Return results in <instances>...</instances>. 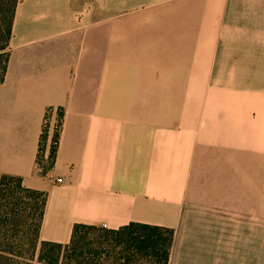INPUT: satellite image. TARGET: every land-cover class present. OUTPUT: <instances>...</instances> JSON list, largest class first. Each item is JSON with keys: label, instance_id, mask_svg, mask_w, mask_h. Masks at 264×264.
<instances>
[{"label": "crops", "instance_id": "obj_1", "mask_svg": "<svg viewBox=\"0 0 264 264\" xmlns=\"http://www.w3.org/2000/svg\"><path fill=\"white\" fill-rule=\"evenodd\" d=\"M111 3L15 8L0 82V176L45 193L38 241L67 245L76 224L156 226L173 230L170 260L188 210L264 220V0ZM162 5L173 21L157 44L130 46L99 28ZM58 109L54 160L42 173L40 136Z\"/></svg>", "mask_w": 264, "mask_h": 264}, {"label": "trees", "instance_id": "obj_2", "mask_svg": "<svg viewBox=\"0 0 264 264\" xmlns=\"http://www.w3.org/2000/svg\"><path fill=\"white\" fill-rule=\"evenodd\" d=\"M18 1L0 0V82L6 72ZM57 116L60 121L52 135L47 161L42 155L48 138L45 123L40 136L37 161L42 173L54 160L57 127L63 117L61 109L57 110ZM45 197L44 192L25 188L18 176H0V264H33L36 251V264H168L173 230L162 227L129 224L118 230H106L76 224L67 245L39 242Z\"/></svg>", "mask_w": 264, "mask_h": 264}, {"label": "rangeland", "instance_id": "obj_3", "mask_svg": "<svg viewBox=\"0 0 264 264\" xmlns=\"http://www.w3.org/2000/svg\"><path fill=\"white\" fill-rule=\"evenodd\" d=\"M136 1L127 0L128 5ZM111 2L112 5L118 4V0ZM181 17L177 13L174 19ZM144 18L149 20L143 22ZM172 21L169 10L162 5L160 9L148 8L112 18L99 28L106 32L109 30L111 37L124 36V43L130 46H147L152 42L159 43L172 27ZM111 55L114 56L112 51ZM175 98L181 100L182 97L176 95ZM132 107L135 109L140 106L135 104ZM51 121H60L57 113L54 119L48 115L45 124L49 125ZM51 132L53 135L55 131ZM174 242L168 264H264V220L260 218L191 209L186 211L184 223ZM36 257L37 251L33 264H36Z\"/></svg>", "mask_w": 264, "mask_h": 264}, {"label": "built area", "instance_id": "obj_4", "mask_svg": "<svg viewBox=\"0 0 264 264\" xmlns=\"http://www.w3.org/2000/svg\"><path fill=\"white\" fill-rule=\"evenodd\" d=\"M56 182H61V179H57Z\"/></svg>", "mask_w": 264, "mask_h": 264}]
</instances>
